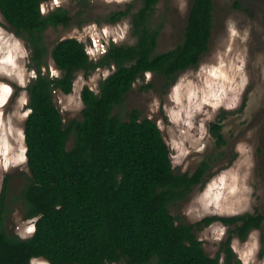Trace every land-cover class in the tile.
<instances>
[{
  "label": "trees",
  "instance_id": "16d2710c",
  "mask_svg": "<svg viewBox=\"0 0 264 264\" xmlns=\"http://www.w3.org/2000/svg\"><path fill=\"white\" fill-rule=\"evenodd\" d=\"M46 1L0 0L4 18L29 43L38 72L27 86L25 139L31 178L20 195L25 217L37 218L36 228L27 238L8 232L11 210L5 183L0 193V264H32L34 258L51 264H221L222 254L223 264H241L232 239L246 241L252 231L262 229L264 212L177 224L170 205L206 182L212 159L203 160L193 173H179L155 121L142 117L138 109L126 118L114 112L147 73L165 77L169 85L201 61L212 37L215 0H193L182 43L160 53V31L150 24L160 0H142L135 13L131 7L114 12L107 19L110 23L132 15L136 42L112 43L95 61L84 42L62 39L52 50L61 76L43 72V32L69 25L71 17L65 8L45 14ZM112 65L116 69L101 81L98 92L83 88V119L66 124L55 93H72L79 70L89 73ZM222 129L220 121L211 124L218 148L227 144ZM72 136L73 146L68 147ZM215 222L228 226L230 235L212 257L196 230ZM262 242L264 246V235Z\"/></svg>",
  "mask_w": 264,
  "mask_h": 264
},
{
  "label": "rangeland",
  "instance_id": "374dc122",
  "mask_svg": "<svg viewBox=\"0 0 264 264\" xmlns=\"http://www.w3.org/2000/svg\"><path fill=\"white\" fill-rule=\"evenodd\" d=\"M192 3L193 0L159 1L150 18L151 26L160 31L157 52L172 50L182 43ZM141 5L142 0H47L42 8L45 14L65 8L71 21L67 26H50L43 32V72L61 76L52 50L65 38L84 42L95 61L106 54L112 43L134 44L131 14L116 23L107 19L129 7L135 13ZM115 69L112 65L89 73L79 70L72 93H55V103L66 124L83 119V88L89 86L98 92L101 81ZM37 74L29 43L0 11V193L7 183L11 210L7 230L21 238L33 234L37 220L25 217L20 197L31 178L25 139L30 113L27 86ZM167 83L165 77L147 73L136 81L114 112L126 118L128 112L138 109L142 117L155 121L179 173H193L203 160L212 159L211 176L206 182L170 205L177 224H196L215 215L264 212V0H215L208 51L196 66L180 72L173 84ZM217 121L222 123L227 140L222 148L217 147L211 134V124ZM73 143L72 136L68 147ZM196 233L212 257L221 251L230 235L229 227L221 222L203 225ZM263 235L264 225L252 231L246 241L237 236L232 239L231 246L241 264H264ZM221 257L223 264L224 254ZM32 264L50 263L39 258Z\"/></svg>",
  "mask_w": 264,
  "mask_h": 264
},
{
  "label": "clouds",
  "instance_id": "9594fccd",
  "mask_svg": "<svg viewBox=\"0 0 264 264\" xmlns=\"http://www.w3.org/2000/svg\"><path fill=\"white\" fill-rule=\"evenodd\" d=\"M53 75H56V73H53ZM35 228H36V225H35ZM35 228H34V230H32V231H35ZM34 233V232H33ZM34 259H39V258H34ZM44 259V258H43ZM46 260V259H45ZM49 262V261H48ZM50 263V262H49ZM51 264V263H50Z\"/></svg>",
  "mask_w": 264,
  "mask_h": 264
},
{
  "label": "bare ground",
  "instance_id": "6f19581e",
  "mask_svg": "<svg viewBox=\"0 0 264 264\" xmlns=\"http://www.w3.org/2000/svg\"><path fill=\"white\" fill-rule=\"evenodd\" d=\"M24 144V143H23ZM25 146V145H24ZM23 147V146H22ZM25 151V150H24ZM25 153V152H24ZM23 156H24V154H23ZM26 160V159H25Z\"/></svg>",
  "mask_w": 264,
  "mask_h": 264
},
{
  "label": "snow or ice",
  "instance_id": "6c2138e0",
  "mask_svg": "<svg viewBox=\"0 0 264 264\" xmlns=\"http://www.w3.org/2000/svg\"><path fill=\"white\" fill-rule=\"evenodd\" d=\"M57 2H58V0H57ZM30 231H31V229H30Z\"/></svg>",
  "mask_w": 264,
  "mask_h": 264
}]
</instances>
